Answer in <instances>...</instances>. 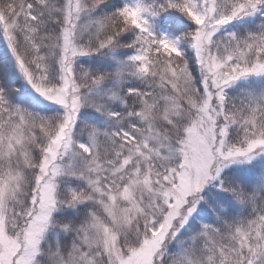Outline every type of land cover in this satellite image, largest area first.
<instances>
[{
	"label": "snow or ice",
	"instance_id": "6c2138e0",
	"mask_svg": "<svg viewBox=\"0 0 264 264\" xmlns=\"http://www.w3.org/2000/svg\"><path fill=\"white\" fill-rule=\"evenodd\" d=\"M0 264H264V0H0Z\"/></svg>",
	"mask_w": 264,
	"mask_h": 264
}]
</instances>
